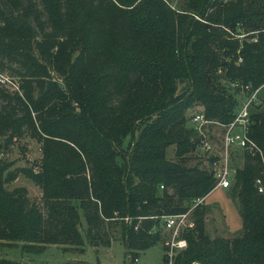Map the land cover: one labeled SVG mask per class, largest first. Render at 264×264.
I'll use <instances>...</instances> for the list:
<instances>
[{"label":"trees","instance_id":"1","mask_svg":"<svg viewBox=\"0 0 264 264\" xmlns=\"http://www.w3.org/2000/svg\"><path fill=\"white\" fill-rule=\"evenodd\" d=\"M171 2L0 0V150L25 136L41 149L30 173L37 199L5 186L10 162L0 156V242L33 254L121 239L131 264L163 243L166 215L215 187L207 167L186 162L202 138L188 111L227 123L242 87L264 83V0ZM254 108L249 135L260 151H245L231 189L241 233L207 235L198 203L174 264H264V108Z\"/></svg>","mask_w":264,"mask_h":264},{"label":"rangeland","instance_id":"2","mask_svg":"<svg viewBox=\"0 0 264 264\" xmlns=\"http://www.w3.org/2000/svg\"><path fill=\"white\" fill-rule=\"evenodd\" d=\"M181 0H172L171 5L177 9L181 8ZM242 37V34H239ZM257 37V36H256ZM252 40H256L252 38ZM11 85V84H10ZM257 98L258 101L254 113L259 112L264 108V84L260 86ZM194 109L188 111V116H191ZM189 120V118H188ZM190 123V120H189ZM206 138L213 142H218L222 135V126L220 122L213 120L207 125L205 129ZM127 142V138L124 143ZM174 145H169L166 148V155L170 158L174 156ZM186 162L199 161V166L208 167L206 162L207 154L203 153L202 149L197 147L193 152L188 153ZM1 157H7L10 166L7 171L5 186L12 188L14 186H25L28 195L37 199L41 190L39 185L34 181L30 173L36 168L41 156L40 143L33 138L25 136L16 141L10 150H0ZM245 151L237 150L233 153V163L236 167H241L244 161ZM234 178L228 187L222 188L215 186L206 196L203 203L205 232L210 237H228L232 238L241 233L242 218L237 201L231 197L232 186ZM183 204H187L185 201ZM193 218V217H192ZM125 247L121 239H114L108 246L94 247L85 243L82 250L78 248H68L63 250L61 245L47 244L43 251L39 253H22L21 248L16 246H6L0 242V256L17 258L22 261H45L50 263H60L70 260H81L87 263L100 264H128L127 257L125 256ZM163 243L157 241L152 246L141 250L136 258L132 260L131 264H166L163 260ZM173 257L170 264L173 263ZM169 264V261L167 262ZM192 264H199L197 261Z\"/></svg>","mask_w":264,"mask_h":264},{"label":"built area","instance_id":"3","mask_svg":"<svg viewBox=\"0 0 264 264\" xmlns=\"http://www.w3.org/2000/svg\"><path fill=\"white\" fill-rule=\"evenodd\" d=\"M260 86L255 89H250L249 84L242 87L244 98L233 118L227 123H220L222 126V135L219 143L206 138L205 129L213 120L206 118L200 110L194 111L190 116V120L194 124L195 129L202 133L198 147L202 149L203 153L207 154V168L216 179L215 186L226 188L230 185L237 168L232 158L235 151H260L257 143L249 135L251 124L250 114L257 102L261 101V99L257 98ZM255 183L258 191H263L260 179H256ZM204 199L205 197L196 198L193 204L184 212L173 213L164 217L162 222V228L165 232L163 245L165 246V254L169 264L172 257L187 246V240L183 236V233L188 228L194 226L191 210L196 204L203 202Z\"/></svg>","mask_w":264,"mask_h":264}]
</instances>
